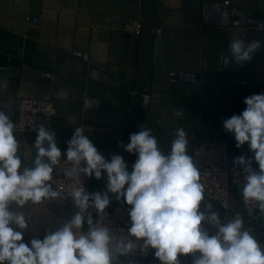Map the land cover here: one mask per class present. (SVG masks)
<instances>
[{"label": "crops", "instance_id": "1", "mask_svg": "<svg viewBox=\"0 0 264 264\" xmlns=\"http://www.w3.org/2000/svg\"><path fill=\"white\" fill-rule=\"evenodd\" d=\"M220 1L0 0V111L9 114L14 123L21 98L49 95L55 106L50 131L55 133L59 148L68 147L75 129L83 128L106 160L114 154L122 156L129 172L137 154L128 153L124 146L130 142V135L144 126L151 130L164 154L170 152L179 128L186 133L190 156L205 140H226L230 165L240 167L234 160L248 158L249 146L245 143L237 148L234 134L224 130L223 122L240 115L246 108L245 98L264 89V30L248 28L240 38L225 27L204 21L203 3ZM230 1L246 14L264 15V0ZM127 19L138 20L142 33L123 32L121 24ZM156 28L160 32H154ZM236 38L245 43L260 41L261 48L250 61L237 64L229 48ZM226 53L230 59L227 68L221 60ZM173 70L194 71L198 80L171 82L168 72ZM41 71H50L62 81L54 83L40 76ZM230 78L246 83L230 82ZM141 92L150 96L146 105L141 104ZM87 95L98 96L100 104L84 109ZM178 110L183 112L180 117L173 115ZM37 134L30 130L14 132L20 145L18 154L29 168L36 156L33 144ZM117 134L121 137L116 138ZM255 167L258 170L256 162ZM107 182L106 173L101 179L93 175L87 178L86 187L90 193L103 194ZM240 182L239 176L231 181L228 210L205 196L200 210H204V204H211L221 223L239 214L243 229L264 248V214L256 220H245ZM11 209L26 212L18 214L26 219L28 227L20 231L29 246L32 239L42 240L75 214L61 198L39 205L13 204ZM202 226L210 236L215 235L214 226L206 222ZM87 228L84 224L83 231ZM154 253L150 248L146 257L131 264H160ZM116 264L129 262L118 257Z\"/></svg>", "mask_w": 264, "mask_h": 264}, {"label": "clouds", "instance_id": "2", "mask_svg": "<svg viewBox=\"0 0 264 264\" xmlns=\"http://www.w3.org/2000/svg\"><path fill=\"white\" fill-rule=\"evenodd\" d=\"M229 48L231 59L242 64L252 59L261 42L245 43L236 38ZM3 86L7 88L6 82ZM244 103L245 110L226 119L223 127L234 134L237 148L247 143L253 153L251 159L241 156L234 164L246 174L243 199L256 202L264 214V94H253ZM173 115L180 117L183 112L178 110ZM15 129L10 115L0 111V264H116L118 257L134 253L138 247L145 252L154 249L160 264H180L178 256L188 254L193 255V264H264V248L243 229L239 214L221 223L211 204H204V210H200L204 186L193 157L187 153L183 128L176 130L168 154L160 150L157 139L145 126L131 134L124 146L128 153L137 154L131 172L122 156L114 154L106 160L84 129L76 128L68 141L65 163L70 166L63 169L64 176L83 173L101 179L106 173L108 182L103 194H89L82 185L73 188L74 205L84 212L94 208L104 213L110 204L108 193L115 194L118 201L123 199L131 206V226L127 234L121 229V235L114 236L106 225L94 224L91 213L85 219L77 211L63 227L42 240L32 239L29 246L23 242V233L10 226L27 229L26 219L10 208L13 204L23 207L28 202L39 205L44 200L63 198L50 183L62 153L55 133L40 126L33 144V167L24 166ZM253 160L258 170L252 167ZM82 163L85 166L81 167ZM202 222L214 226L215 235L210 236ZM85 223L87 231H83Z\"/></svg>", "mask_w": 264, "mask_h": 264}, {"label": "built area", "instance_id": "3", "mask_svg": "<svg viewBox=\"0 0 264 264\" xmlns=\"http://www.w3.org/2000/svg\"><path fill=\"white\" fill-rule=\"evenodd\" d=\"M202 19L207 22L216 23L222 27L231 30L236 36H242L243 32L248 28L264 30V15L253 16L243 12L238 6L231 3L230 0H222L220 2H204L202 5ZM33 20H38L33 18ZM121 30L126 33L140 34L142 26L138 20L127 19L121 24ZM154 32H160V28H156ZM86 57V54H82ZM222 64L225 68L229 66V55H221ZM40 76L51 80L54 83H60L62 80L50 71H41ZM168 78L171 82H196L198 74L194 71H169ZM230 82L245 84V80L229 79ZM258 94H264V89H260ZM141 104L146 105L150 96L147 92L139 93ZM100 104V98L95 95H87L83 100V108L89 109L97 107ZM55 112L53 99L49 95H44L40 98H21L17 104V118L15 120L16 129L30 130L38 132L40 126H44L47 130H51V120ZM121 134H117L116 138H120ZM61 163L54 168L53 180L50 182L54 190L60 191L62 194L63 203L69 205L74 213L81 211L87 219L89 213L93 217L94 224L98 226L106 225L109 227L114 236L121 235L120 230L123 229L127 234L130 228L129 209L126 201H118L116 195L110 193V204L104 210V213H98L94 208H89L87 212L78 209L71 197L73 188H78L81 185L89 194L86 187L88 176L81 173L80 176L65 177L63 169L70 165L65 163L67 160V147H61ZM194 164L201 173L200 182L204 186V196L216 203L224 210L229 208L230 185L234 177H240L241 190L245 183V173L242 167H235L229 163V146L226 140L219 138H210L199 143L192 151ZM253 153L248 152V159H251ZM85 166L83 163L81 167ZM252 167H255V161L252 162ZM242 205L245 212V220H256L261 211L256 202H245L241 195ZM87 225V223H85ZM88 226V225H87ZM142 243V242H141ZM150 252V248L145 252L138 247L134 253L126 256H120L128 262H134L139 257H146ZM199 255V253H196ZM180 264H193V255H184L179 259Z\"/></svg>", "mask_w": 264, "mask_h": 264}, {"label": "water", "instance_id": "4", "mask_svg": "<svg viewBox=\"0 0 264 264\" xmlns=\"http://www.w3.org/2000/svg\"><path fill=\"white\" fill-rule=\"evenodd\" d=\"M10 211H12L14 213H26V212L14 210V209H11V208H10ZM28 213H30V214H32L34 216H37V217L49 218V216H47V215H45V214H43L41 212H37V211H35V212L29 211ZM12 228H13L14 231H20L21 230L18 226L14 225V224H13Z\"/></svg>", "mask_w": 264, "mask_h": 264}]
</instances>
